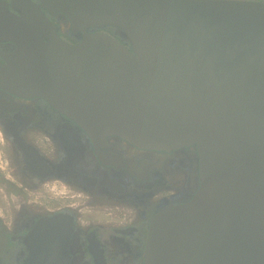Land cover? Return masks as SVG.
I'll list each match as a JSON object with an SVG mask.
<instances>
[{
  "label": "water",
  "instance_id": "obj_1",
  "mask_svg": "<svg viewBox=\"0 0 264 264\" xmlns=\"http://www.w3.org/2000/svg\"><path fill=\"white\" fill-rule=\"evenodd\" d=\"M37 1L0 0V41L17 46L0 67L6 88L95 138L198 149L202 186L154 215L145 264H264V4ZM47 14L82 40L65 41ZM107 27L130 46L88 32Z\"/></svg>",
  "mask_w": 264,
  "mask_h": 264
},
{
  "label": "flooded vegetation",
  "instance_id": "obj_2",
  "mask_svg": "<svg viewBox=\"0 0 264 264\" xmlns=\"http://www.w3.org/2000/svg\"><path fill=\"white\" fill-rule=\"evenodd\" d=\"M47 15L65 41L82 40L63 31L65 15ZM94 31L123 42L117 28ZM16 51L0 41V67ZM4 77L0 264H145L154 215L190 202L202 186L197 147L165 151L116 135L95 138L44 98L6 88Z\"/></svg>",
  "mask_w": 264,
  "mask_h": 264
},
{
  "label": "trees",
  "instance_id": "obj_3",
  "mask_svg": "<svg viewBox=\"0 0 264 264\" xmlns=\"http://www.w3.org/2000/svg\"><path fill=\"white\" fill-rule=\"evenodd\" d=\"M125 44H127V42L123 41ZM128 46H130V44H127Z\"/></svg>",
  "mask_w": 264,
  "mask_h": 264
}]
</instances>
